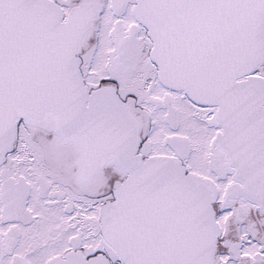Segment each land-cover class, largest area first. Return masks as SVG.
I'll return each instance as SVG.
<instances>
[{"label": "snow or ice", "instance_id": "obj_1", "mask_svg": "<svg viewBox=\"0 0 264 264\" xmlns=\"http://www.w3.org/2000/svg\"><path fill=\"white\" fill-rule=\"evenodd\" d=\"M0 264H264V0H0Z\"/></svg>", "mask_w": 264, "mask_h": 264}]
</instances>
